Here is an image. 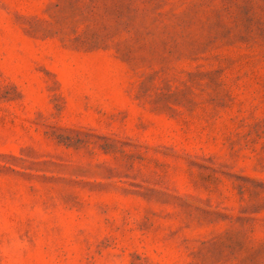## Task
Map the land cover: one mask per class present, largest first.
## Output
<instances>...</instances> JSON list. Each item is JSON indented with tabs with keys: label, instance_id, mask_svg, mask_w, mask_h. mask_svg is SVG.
Here are the masks:
<instances>
[{
	"label": "rangeland",
	"instance_id": "rangeland-1",
	"mask_svg": "<svg viewBox=\"0 0 264 264\" xmlns=\"http://www.w3.org/2000/svg\"><path fill=\"white\" fill-rule=\"evenodd\" d=\"M0 264H264V0H0Z\"/></svg>",
	"mask_w": 264,
	"mask_h": 264
}]
</instances>
